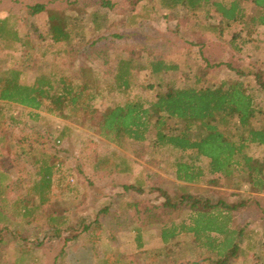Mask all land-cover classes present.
<instances>
[{
	"label": "trees",
	"instance_id": "trees-1",
	"mask_svg": "<svg viewBox=\"0 0 264 264\" xmlns=\"http://www.w3.org/2000/svg\"><path fill=\"white\" fill-rule=\"evenodd\" d=\"M66 1L68 6H79L78 2L83 4L84 0ZM98 1L103 6H112L110 0ZM123 4L131 10L126 22L132 26L137 21L149 20L153 11L158 15L163 13L168 20H177L173 33L178 35L179 22L191 16L194 23L191 25L190 21L185 29L190 24L191 34L208 33L216 40L225 39L228 35V42L236 55H241L246 45L256 49L264 44V32H261L264 28V0H123ZM26 7L30 17L47 12L45 35L39 33L40 38L47 40V48L42 54H47L51 46L58 45V52L72 55L75 52L73 46L78 44L88 59L94 61L97 54L104 55L101 58L106 64V55L113 45L99 42L109 36L121 37V34L113 33L85 39L80 34L83 28H76L72 24L73 17L64 9H47L40 2ZM179 10L184 11L181 16L177 14ZM12 18H0V42L17 44V52L10 56L14 59L11 66L0 69V101L22 106L24 114L34 121L45 112L65 122L86 127L118 146L129 142L133 146L132 154L137 158L143 156L144 143L150 140V156L162 158L166 154L169 157L166 170L170 168L177 181L203 183L222 190L214 196H202L184 189L173 194L154 185H150L146 192L143 187L146 182L139 178L133 183L122 184L124 191L134 193L126 201L121 194L118 209H130L136 215L137 223L132 226L135 249L129 256L106 249L93 264H138V260L140 264H152L157 258L165 263L172 254L171 262H174L190 252L206 253L193 264H264L262 237L258 241L253 230L235 221L236 212L254 204L264 218V119L259 125L256 123L264 102L262 61L253 59L251 65L238 67L232 63V55L225 61H212L208 44L184 38L185 44L196 47L194 53L200 63L188 65L183 71V82L173 77L166 78L180 70L179 62L170 55L183 44L181 41H174V47L166 51L162 47L142 46L140 50L148 52L144 61L138 59L140 50L125 48L129 54L116 56L113 68L106 70L110 77L106 85L97 74L75 78L66 69L57 68L54 62L47 71L38 70L30 80H26L24 74L27 68L32 67L39 45L30 38L29 30L22 33L17 20ZM91 18L93 30L98 32L103 28L100 23L102 17L92 12ZM222 66L227 73L220 77ZM134 67L147 71L154 82H139ZM142 88L147 89L145 95L140 92ZM115 92L122 94V98L113 102L112 94ZM6 117L0 109V161L3 156L1 150L7 144H14V152L34 165L36 171L30 189L7 201L4 196L8 186H4L3 181L9 177L0 162V247L13 243L16 257L12 264H39L37 248L46 239H57L61 248L52 264H61L68 245L75 243L81 233L94 224L104 230L99 216L109 211L110 204L100 208L94 217L86 211H74L73 214L67 207L57 208L46 216L44 227L36 228L40 232L44 230L40 236L32 228L34 222L31 220L56 196L52 186L62 184L63 177H58L56 172L63 161L57 152L47 153L44 143L36 142L37 137L30 140L26 136L17 139L10 136L12 142L4 120ZM9 118L15 120L12 114ZM27 139L30 144L25 149L21 143ZM92 155L96 159L91 166L96 173L104 172L102 169L105 167L110 168L107 173L131 172L135 163V159L115 151L110 155H95V152ZM81 158H75L78 169ZM244 184L252 196L231 199L239 194L238 190ZM64 188L76 190L69 185H64ZM228 189L230 192H225ZM31 193L35 195L36 202ZM144 193L147 194L145 200L141 196ZM153 224L159 225L160 243L156 247H146L143 230ZM27 226L36 230L33 242L23 236L29 229ZM110 238L114 239V235ZM178 238L188 239L180 244L179 254L175 256V252L167 251ZM186 263L189 262L183 261Z\"/></svg>",
	"mask_w": 264,
	"mask_h": 264
},
{
	"label": "rangeland",
	"instance_id": "rangeland-1",
	"mask_svg": "<svg viewBox=\"0 0 264 264\" xmlns=\"http://www.w3.org/2000/svg\"><path fill=\"white\" fill-rule=\"evenodd\" d=\"M39 2L45 4L47 9H64V12L70 17H73L72 24H74L76 28H83L80 34L85 39L94 38L96 36H108L113 33L121 34L119 38L109 36L99 42V44L113 45L106 55V58H108L107 63L104 64V60L101 58L104 55L99 56L98 54L95 56L96 59L91 61L84 51H80L79 47L81 45L78 44L73 46L75 52L72 55L58 52L57 49L60 48L58 45L51 46L47 54H42L44 48H47V40L45 38H40L39 33L45 35L44 31L47 29V12L44 11L30 17L27 14L26 7ZM110 2L112 6H103L98 0H84L83 4L78 2L79 6H68L69 3L66 0H0V18L5 16L15 17V20H17V27L21 32L24 33V31L29 30L30 38L39 45L37 46L38 50L35 51V60H33L34 63L32 67L27 68L28 71L24 74L25 79L30 80L33 73H36L38 70L47 71L51 68V64L56 63L57 68L66 69V72L70 73L75 78L97 74L98 77H101L104 85H106V81L110 79L106 70L113 68L116 62V56L119 54H123V56L129 54L128 52L130 51L125 48L135 47L139 51L142 46L152 45L167 50L168 48L172 49L174 47L172 46L174 41L183 42L182 39L184 38L193 40L194 42L204 41L208 44V52L210 53V59L212 61H225L232 55V63L237 67L240 65H251L253 59H258L264 63V44H262V47L260 46L256 49L255 47L246 45L240 53L242 56L236 55L237 52H235L228 42V35H226L225 39L216 40L209 36L208 33L206 35L199 32L191 34L189 32V30H191L190 24L189 27L185 29V25H188L190 21L191 25L194 23L192 21L194 18L191 16L179 22V24L181 23L180 32L178 35H175L173 30H175L177 20H168L163 17V13L158 15L151 11L149 20H142L139 23L137 21V24L132 26L126 22L128 16L131 14V10L123 4V0H110ZM92 12H97L102 17L100 23L103 25V28L98 32L93 30L94 23L91 18ZM183 12V10L177 11L178 16H181ZM199 22H197V24ZM183 24L184 26L182 28ZM261 32L263 34L264 28L261 29ZM184 42L179 45L175 53L173 52L170 55L171 58L179 62L180 70L166 76L167 79L173 77L182 81L183 76H185L183 71L187 69L188 65L191 64L194 66L200 63L198 57L195 55L196 52L194 50L196 47H191ZM16 46L17 44L15 45L14 42H0V69L11 66L12 60L14 59L10 56L15 55V52H17L15 50ZM157 53V51L154 52V55L156 56ZM147 54L148 52L145 49L140 50L138 59L144 61ZM53 55L55 59L52 58ZM134 69L136 74H138L137 78L140 79L139 82H143L144 84L154 82L153 79L149 77L147 71H139L137 67H134ZM226 73V69L222 66L219 71V76L223 77ZM103 82L101 83L103 84ZM146 90L147 89L142 88L140 92L145 95ZM136 91H138V89H136ZM105 93L106 91L103 92V95H105ZM112 95L113 102L119 101L122 98V94L119 92H115ZM124 97L125 95L123 94V99ZM262 106V114L259 116L260 120L256 119L258 125L261 123V120L264 119V102H262ZM0 109L5 113V117L7 116V119L5 118L4 120L7 122V130L10 131V140H12L11 137L17 139L26 136L30 140L37 137L36 142L41 144L44 143L43 145H45V151L47 153L57 152L58 157L63 161L61 168H59L60 170L56 172L58 177L62 175V184L52 186V190H55L53 192H56V196L53 197L52 202L43 205L42 209L36 213L37 215L31 220V222H34V224H31L32 228L40 229V227H44L46 216L57 208L59 210L60 207H67L70 210L68 212H72L73 214H75L74 211H86V213H90L94 217L100 208L106 204H110L109 211L99 216V221L103 225L104 230H102L99 225L94 224L87 231L81 233V237L77 241L75 240V243L68 245L65 260L61 264H93L98 257L102 256V253L106 251V249L111 252L116 250V253L120 251L122 256L128 255L134 251V233L132 226L137 223L136 215L130 209L123 211L118 209L119 200L122 198L120 195L123 194V199L126 201L133 196L134 193L132 191H124V189H122V184L133 183L139 178L146 182L143 186L146 192L150 185L165 188L173 194H179L182 192V189H184L185 191L188 190L199 193L202 196H214L222 191L216 187L206 186L203 183L189 184L177 181L171 169L169 168L166 170L167 160H169L166 154H164L162 158L150 156V140L144 143L145 153L143 156L137 158L132 154L133 146L129 144V142H125L123 146H118L97 136L86 127L77 125L76 123L65 122L57 116L42 112L40 118L34 121L24 114L25 111H22V106L4 101H0ZM10 114L14 116L15 120L9 118ZM173 122L174 121H171L172 124ZM29 139L21 143L25 149L29 148ZM15 150L16 147L14 144H7L6 147L1 150L3 156L1 157L2 162H0L2 168L7 170L9 177V180L3 181L4 186H8L4 196L7 201H11L15 198L16 194H25L28 189H30L31 182L35 178L36 167L21 158L20 155L14 152ZM113 151L117 154L135 159V163L132 164V171L122 174L116 172L107 173V170L110 168L105 167L102 169L104 172H94L91 164L96 158L90 155L94 154V152L95 155H110ZM77 156L82 157L79 161L80 169L76 167L77 162L75 158ZM73 168L74 173H72ZM64 185L72 186V188L76 190H65ZM225 192H230V190L228 189V191ZM238 192L239 194L232 196L231 199L235 197L243 198V196H252L251 193L248 192L246 184H244ZM31 194L32 199L36 202L35 195L33 193ZM141 196L144 200L147 199L146 193ZM257 209L258 207L255 204L248 208H243L241 211L236 212L235 221L240 226H245V228L250 231L253 230L254 234H256L255 238L258 239L262 237L261 239L264 240V218L263 215L258 213ZM30 229V227L29 229L27 228L23 236L28 237L29 242H33L34 239L32 238H35L34 232H36L37 229ZM39 229L37 232H39L41 236L44 230L40 232ZM110 235H114V239H111ZM143 236L148 247L158 246L160 243L159 225L153 224L144 227ZM187 239L188 238H178L176 242L178 244H171L172 246L170 245L168 247L167 252L173 251V253L175 252V256L178 255L180 244L183 243V241L186 242ZM259 240L260 239H258V241ZM60 248L61 245L57 242V239H46L43 245L36 250L39 264H52ZM204 255H206V253L201 255L199 253L193 254L190 252L185 257H179L178 260L171 262L172 254L165 263H161L157 258L152 261V264H183V261L189 262L186 264H193V261L199 260V258ZM15 257L13 243L10 242L0 247V264H12ZM130 258L132 260V257ZM139 262L138 260V264H140Z\"/></svg>",
	"mask_w": 264,
	"mask_h": 264
},
{
	"label": "crops",
	"instance_id": "crops-1",
	"mask_svg": "<svg viewBox=\"0 0 264 264\" xmlns=\"http://www.w3.org/2000/svg\"><path fill=\"white\" fill-rule=\"evenodd\" d=\"M146 247H148V244L146 245Z\"/></svg>",
	"mask_w": 264,
	"mask_h": 264
}]
</instances>
